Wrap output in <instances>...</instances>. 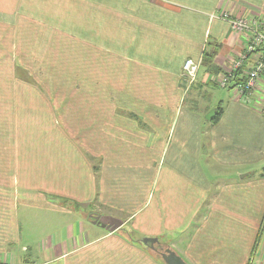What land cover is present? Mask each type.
<instances>
[{
	"label": "crops",
	"instance_id": "0c3cea01",
	"mask_svg": "<svg viewBox=\"0 0 264 264\" xmlns=\"http://www.w3.org/2000/svg\"><path fill=\"white\" fill-rule=\"evenodd\" d=\"M225 13L264 20V0H0V43L40 60L13 76L48 77L0 84V264H163L126 236L139 226L190 264H264V113L232 86L214 122L183 109L188 89L216 87L205 71L186 89L184 61L216 49L225 72L246 45Z\"/></svg>",
	"mask_w": 264,
	"mask_h": 264
},
{
	"label": "rangeland",
	"instance_id": "374dc122",
	"mask_svg": "<svg viewBox=\"0 0 264 264\" xmlns=\"http://www.w3.org/2000/svg\"><path fill=\"white\" fill-rule=\"evenodd\" d=\"M1 29H2L1 34H7V33L11 32V31L8 32V29H4V28H1ZM8 37L9 36L7 35V38ZM9 39H11V37H9ZM11 41L6 40L4 37L1 38V43H0L1 49L0 50H1V52L3 50H5L6 54L1 55V57H0V84L1 85H7L11 82L12 83L13 82L17 83V82H21V81L25 82L24 80H26V82L27 81H29V82H36V81L37 82H42V81L45 82V81H47L48 77L46 75L41 74V70L37 74H35L34 77H31L29 74H26L24 72L25 68H23L21 65H19V66H21V67H19L20 73H19V71H17L16 76H13L12 69H13L15 62L18 60V58L14 57V53L12 50H14L15 48L13 45H15V46L20 45V47H21V46H23V44H21V43L15 44ZM10 48L11 49L13 48V49L11 50ZM29 60H30L29 58L21 57L20 60H18V62H19V64L20 63L25 64L24 66L30 65L33 67H38L40 69V60L39 59H34L32 62H29ZM200 72L201 73H200V75L198 74L197 78H200L201 75H204L203 73H205V70L201 68ZM20 78H21V80H20ZM22 78H24V80ZM184 86L186 89L191 87L190 83H188V82H185ZM188 91H189V89H188ZM188 91L186 93V95H187L186 100L188 101V104L184 103L183 109L185 111L190 110V109L191 110L197 109L195 112L199 113V111L200 110L203 111L205 107H207L206 109L209 108L207 110V112L212 110L214 108V106L216 105V103L219 102V99H221L222 96H224V98H225L227 92H229V89L221 87L219 85L216 87L208 86L206 88L201 89L200 93H196L194 91L191 95H190V92H188ZM10 93L11 92L7 91V90H1L0 91V132L1 133L6 130V127L9 124L8 121H9V115H10V107L5 106L2 103H3V99H6L10 95ZM208 106H210V107H208ZM122 112L129 115V116L132 115V112L129 111L128 109H126V110L123 109ZM207 112H206V114H207ZM200 114L202 115L203 113H200ZM206 114H205V116H206ZM135 117L137 118V116H135ZM146 122L147 121L144 120L143 124L146 127V129H149L150 127L147 124L148 122L147 123ZM149 157H151V160H150L151 166L153 164H156V163H154L155 160L158 161V159H159L157 155L152 154L149 156H145L146 160H149ZM202 163L204 165L206 175H208V176L213 175V174L215 175L217 173V167L214 166V163H213L210 155H207L206 153L204 155H202ZM168 164H169V160H168V156H167L166 160H165V168ZM127 166H128V168L133 167V165H131V163H129V162H127ZM218 171H219V169H218ZM144 180H145V182H149L151 184L153 182V175L145 174ZM128 181H130V180H128ZM101 211L107 212L105 209H102ZM113 212L116 216H118V214L115 211H113ZM123 214L126 216L125 213H123ZM122 217H124V216H122ZM124 219H126V217H124ZM130 225H132V222H130ZM23 228H24V225L22 224V229ZM28 231H29V228H26L25 230H22V234L27 235ZM131 232L133 233V235H135V237L138 240H140L143 237H151V236H149L151 231H146L141 226L135 227V228L133 227V229L128 230V234L126 236H128L129 240H131V237H132L130 235ZM166 234L161 235L162 240L169 239L171 233H166ZM259 237H260V235H259ZM258 240H259V238H258ZM131 241L133 242V240H131ZM155 253L157 254V252H155ZM157 255H159V254H157ZM161 262L163 263V261H161Z\"/></svg>",
	"mask_w": 264,
	"mask_h": 264
},
{
	"label": "built area",
	"instance_id": "2783aa9c",
	"mask_svg": "<svg viewBox=\"0 0 264 264\" xmlns=\"http://www.w3.org/2000/svg\"><path fill=\"white\" fill-rule=\"evenodd\" d=\"M230 22L234 32L247 38L246 45L231 69L212 74L211 79L221 87L234 85L236 93L245 102L254 103L259 111L264 113V89L260 81L264 77V20L258 17L232 18L228 13L222 15ZM253 57V60L251 58ZM248 66L246 67V65ZM201 60L187 58L182 67L184 78L192 83L196 80L200 71ZM241 69L243 79L235 80L236 71ZM263 92L261 98L254 101L257 92Z\"/></svg>",
	"mask_w": 264,
	"mask_h": 264
},
{
	"label": "water",
	"instance_id": "95a60500",
	"mask_svg": "<svg viewBox=\"0 0 264 264\" xmlns=\"http://www.w3.org/2000/svg\"><path fill=\"white\" fill-rule=\"evenodd\" d=\"M216 115V110L212 109L206 114V118L212 120ZM94 223L100 224L101 226L115 230L123 225V220L119 217L112 215H102L98 216L93 220ZM140 242L149 245L152 249L156 250L157 245L160 244L159 237H143ZM157 244V245H156ZM161 258L165 264H190L187 262L178 252H176L171 247H166L161 253Z\"/></svg>",
	"mask_w": 264,
	"mask_h": 264
},
{
	"label": "trees",
	"instance_id": "16d2710c",
	"mask_svg": "<svg viewBox=\"0 0 264 264\" xmlns=\"http://www.w3.org/2000/svg\"><path fill=\"white\" fill-rule=\"evenodd\" d=\"M216 55H217V50L216 49H209V50H204L203 51V56H202V58H201V66H200V69L202 68V69H204L205 71H208V72H210V73H212V74H218V73H220L221 72V68L218 66V65H216V63H215V57H216ZM198 60V59H197ZM19 67H21V66H19V65H16L15 66V69H16V73H17V71H19V73H20V69H19ZM16 73H15V75H16ZM241 74V69H239V70H237L236 71V74H235V80H241V79H243V77L240 75ZM20 77V76H19ZM183 78H184V76H183ZM21 79V78H20ZM23 80H24V78H22ZM185 79V78H184ZM186 80V79H185ZM186 82H188L189 83V81H186ZM194 82H192V83H190V86L193 84ZM207 84L208 85H214V86H219V84H217V82L216 81H214V80H212L211 78H210V81H208L207 82ZM232 87H234V85H231ZM229 88H231V87H229ZM134 113L132 112V115H133ZM218 114V113H217ZM135 116H137L136 114H134ZM219 115V114H218ZM218 119V116L216 115V117L212 120L213 122L214 121H216ZM260 176H263L264 177V168H263V170H262V172H261V174H260ZM75 206H77L78 207V209L81 207V203H78V202H72ZM130 235L132 236L131 237V239L133 240V241H135L134 239H137L136 237H135V235H133V233L131 232L130 233ZM251 262H249L248 264H250Z\"/></svg>",
	"mask_w": 264,
	"mask_h": 264
},
{
	"label": "flooded vegetation",
	"instance_id": "af4514ba",
	"mask_svg": "<svg viewBox=\"0 0 264 264\" xmlns=\"http://www.w3.org/2000/svg\"><path fill=\"white\" fill-rule=\"evenodd\" d=\"M164 249H165V246L163 244H159L157 246V249L155 250V252H157L158 254H160Z\"/></svg>",
	"mask_w": 264,
	"mask_h": 264
}]
</instances>
